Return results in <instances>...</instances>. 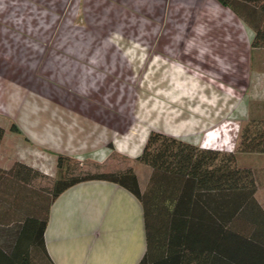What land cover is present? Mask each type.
Returning <instances> with one entry per match:
<instances>
[{"label": "crops", "instance_id": "crops-1", "mask_svg": "<svg viewBox=\"0 0 264 264\" xmlns=\"http://www.w3.org/2000/svg\"><path fill=\"white\" fill-rule=\"evenodd\" d=\"M111 1L96 4L106 10L107 22L118 12L111 4L120 13L137 4V11H143V17L153 23L157 0ZM162 1V8L170 10L168 16L174 20L168 23L167 14H162L153 42L157 43L162 38L159 33L166 30L177 32L181 39L166 38L170 49H178L172 55L185 60V65L195 59L199 73L220 81L227 80L230 72L245 70L246 65L250 69L251 57L248 63L246 57L251 41H247L244 23L233 12L216 0ZM43 56L45 52L37 51L12 60L0 59V127L4 129L0 170L5 171L0 177V227L40 226L46 220L43 241L53 264H139L147 245L143 208L134 195L113 183L88 181L67 189L50 205L49 191L39 186L38 180L56 169L59 156L104 161L116 151L136 160L150 134L145 132L134 144L125 133L130 111L127 104L133 95L128 90L127 102L113 105L112 91L103 98V86L97 89L91 78L66 68L64 53ZM151 62L149 74L155 82L144 88L153 89L158 100L149 105L157 122L148 128L159 125L174 139L212 129L221 114L218 110L228 108L233 95L219 92L222 98L216 99L209 96L216 88L203 83L202 77L159 57ZM105 63L114 66L113 59ZM126 64L134 69L131 59ZM102 82L107 88V79ZM12 125L15 130H11ZM15 164L22 166L18 173H7ZM150 172L145 181H138L141 190Z\"/></svg>", "mask_w": 264, "mask_h": 264}, {"label": "rangeland", "instance_id": "rangeland-1", "mask_svg": "<svg viewBox=\"0 0 264 264\" xmlns=\"http://www.w3.org/2000/svg\"><path fill=\"white\" fill-rule=\"evenodd\" d=\"M90 1L0 0V12L4 10L2 13H5L0 15V59L12 60L25 52L30 55L37 51L45 52L46 56H43L45 58L64 53L66 68L72 69L74 74L91 78L90 83L97 89L103 86V98L107 99V95L112 91L113 105L125 102L127 98L125 92L129 90L133 98L130 97L127 104L130 111L125 133H128L127 137L134 144L138 143L145 132L147 136L151 132L168 136L159 125H156L157 129L148 128L152 122L153 124L157 122L156 117L151 116L153 113L149 105L153 100H158L153 89L144 88L147 85L153 86L155 82L153 75L149 74L153 70L151 60L159 57L185 68L190 74L202 77L203 83L216 88L215 92H210L209 95L216 99L222 98L219 92H230L233 100L228 108H224L222 112L218 110L221 114L212 129L187 138L175 139L191 142L198 148L235 155L239 166L250 168L255 174L259 183L257 200L264 205V121L251 120L252 114L260 110L259 106L254 104L264 102V50L252 51L249 44L246 61L248 63V58L251 57L250 69L247 70L246 65L245 70L240 73L230 72L227 80L220 81L206 73H199L195 69V66L199 65L195 59L190 60L189 65H185V60L180 61L179 57L178 59L172 55L178 49H170L166 38L169 35L172 36L169 41L181 39L177 32L170 34L166 30L167 32L159 33L162 38L159 37L157 43L153 42V33L159 28L162 14H167L166 22L174 20L168 16L170 10L165 12L162 8V0L155 3L157 11L151 19L153 22L151 25L149 19L143 17L144 12L137 11V4L125 8L122 13L111 4L118 12L109 23L106 10L97 7L96 4L111 0ZM174 24L179 27L183 25L182 22ZM242 25L246 31L247 41L250 42L253 33L248 26ZM207 53L210 54L211 51ZM112 59L113 68L107 67L105 60ZM128 59L133 62L132 70L126 64ZM225 66L229 68V65ZM107 68L111 71L109 72ZM216 74L218 77L221 76V73ZM148 75H151V78H148ZM103 79H107V88H104ZM65 166L69 168L68 175L73 177L86 173L125 171L131 168L138 172L137 179L140 184L146 180L149 172L148 168L136 160L127 159L116 151L104 161L91 158L69 159ZM59 174L57 168L48 172L46 176L38 179L39 186L50 193L53 182L60 177Z\"/></svg>", "mask_w": 264, "mask_h": 264}, {"label": "trees", "instance_id": "trees-1", "mask_svg": "<svg viewBox=\"0 0 264 264\" xmlns=\"http://www.w3.org/2000/svg\"><path fill=\"white\" fill-rule=\"evenodd\" d=\"M216 1L251 29V50H264V0ZM254 105L260 110L251 120L264 121V102ZM3 136L0 127V144ZM69 159L57 157L60 177L53 182L49 204L67 189L88 181L126 189L143 208L147 248L139 264H264V205L256 196L259 183L232 153L150 133L136 159L151 171L144 190L131 168L69 176L65 166ZM20 168L15 164L7 173H18ZM4 174L0 170V177ZM46 224L44 220L40 226L0 227V264H53L43 241Z\"/></svg>", "mask_w": 264, "mask_h": 264}, {"label": "bare ground", "instance_id": "bare-ground-1", "mask_svg": "<svg viewBox=\"0 0 264 264\" xmlns=\"http://www.w3.org/2000/svg\"><path fill=\"white\" fill-rule=\"evenodd\" d=\"M42 96H43V95H42ZM42 96H41V97H42ZM42 99H43V98H42Z\"/></svg>", "mask_w": 264, "mask_h": 264}]
</instances>
